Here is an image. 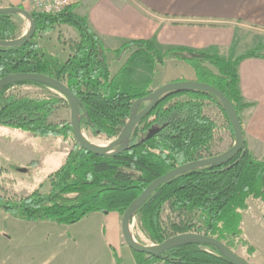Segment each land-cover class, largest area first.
I'll use <instances>...</instances> for the list:
<instances>
[{"label":"trees","instance_id":"16d2710c","mask_svg":"<svg viewBox=\"0 0 264 264\" xmlns=\"http://www.w3.org/2000/svg\"><path fill=\"white\" fill-rule=\"evenodd\" d=\"M79 6V2L72 4L54 15L30 11L35 34L23 46L0 47V79L23 73L43 75L65 84L78 100L80 129L88 130L93 136L111 138L125 127L132 104L153 92L156 67H162L168 55L176 53V58L193 70L197 82L223 93L241 123V112L249 105L242 99L238 65L245 59L261 57L264 44L236 58L231 52L228 59H223L215 51L162 50L156 47L154 39L130 41L110 51L115 59L130 53L112 75L106 58L108 51L89 29L86 19L76 13ZM12 17L0 14V41L17 40L18 28ZM62 25L74 28L80 37L70 49L73 54L65 61L37 42L42 35ZM235 45L233 42L231 51ZM204 64L213 66L217 74ZM22 85L48 88L40 83L22 82L0 89V126L35 137L53 136L63 141L71 137L68 122H50L53 112L67 101L59 93L25 96L8 93ZM205 101L214 102L222 109L214 96L197 91L163 96L135 127L121 153L100 157L75 143L63 164L32 193L14 200L0 196V210L19 221L63 226L75 225L93 213L123 215L153 181L210 154L217 126L203 114ZM147 105L140 104L136 114ZM46 186L47 190L43 191ZM249 199L264 204V163L253 157L245 143L241 153L228 163L171 178L133 216L155 245L194 232L216 238L232 249L241 242L242 212L247 209ZM165 205L172 213L183 216L184 221L164 228L160 216ZM111 250L115 264H120ZM133 254L135 264H233L221 250L196 243L173 247L157 257Z\"/></svg>","mask_w":264,"mask_h":264},{"label":"rangeland","instance_id":"374dc122","mask_svg":"<svg viewBox=\"0 0 264 264\" xmlns=\"http://www.w3.org/2000/svg\"><path fill=\"white\" fill-rule=\"evenodd\" d=\"M95 1L72 0V4L79 2L84 8H87ZM19 7L31 11L27 0L0 2V8ZM11 15H13L12 20L18 28L16 39L20 40L26 37L30 30L28 20L21 15ZM252 35L253 32H250L249 36L243 38V44H239L237 54L243 52L245 54L248 47L256 42L255 38L252 40ZM79 40V34L74 28L62 25L56 26L52 31L42 35L37 42L49 53L65 61L73 54L70 49ZM110 51L106 54L107 63L111 74L115 75L130 53L120 59H115L114 54ZM176 57V53L170 54L162 67H156L151 87L153 91L170 82L186 81L184 79L186 77L185 70L193 71ZM204 66L217 74V70L213 66L209 64H204ZM10 92L20 96L39 95L45 92L58 94L51 89L36 85L15 86L8 93ZM204 104L203 114L214 121L217 126L212 150L205 157L209 158L229 151L235 144V138L230 123L220 106L211 101H205ZM69 120L68 102L59 106L50 117V122L54 124L69 123ZM0 133H2L0 134V196L7 199H19L36 190L41 183L46 182L51 173L63 164L67 154L75 146L72 135L63 141L60 137H35L27 132L1 126ZM5 133H8L9 136L3 135ZM81 133L89 143L93 141L103 143L102 146H99L102 148L108 147L117 137L93 136L85 129H81ZM47 139L52 140L47 143ZM255 152L257 153L255 155L251 153L253 157L264 163V148L258 147ZM62 156L65 158L62 159ZM46 190L47 186L43 191ZM117 215L118 227L116 230L120 247L113 250L118 256L120 264H135L134 254L125 245L121 235L122 214ZM160 219L164 228L168 229L170 225L178 224L185 218L172 213L165 205ZM85 229L89 230L85 231ZM241 229L243 232L241 242H237V245L229 250L247 264H264V204L260 200L249 199L247 201V209L242 212ZM100 231L103 235L104 224L101 222V216L98 215L87 216L75 225L63 226L50 222L19 221L0 210V264H110V260L112 264H115L114 253L104 246ZM129 235L135 243L141 246H155L141 231L138 220L134 216L129 223ZM106 253H108V260L105 259Z\"/></svg>","mask_w":264,"mask_h":264},{"label":"crops","instance_id":"0c3cea01","mask_svg":"<svg viewBox=\"0 0 264 264\" xmlns=\"http://www.w3.org/2000/svg\"><path fill=\"white\" fill-rule=\"evenodd\" d=\"M76 13L86 19L108 51L130 41L154 39L162 50L215 51L228 59L231 52L234 57L244 53L237 54V49L250 32L252 40L256 39L250 50L264 43V0H96L87 8L80 4ZM260 55L238 65L242 99L249 105L241 114V126L244 141L254 155L255 149L264 148V51ZM185 74L186 81L196 80L193 71L186 69ZM92 215L101 216L104 232L100 234L106 249L120 247L118 215Z\"/></svg>","mask_w":264,"mask_h":264},{"label":"water","instance_id":"95a60500","mask_svg":"<svg viewBox=\"0 0 264 264\" xmlns=\"http://www.w3.org/2000/svg\"><path fill=\"white\" fill-rule=\"evenodd\" d=\"M0 14H17L24 16L28 22L30 23V30L26 37L16 40L14 42H6L0 41V47H14V46H23L31 41L35 34L36 25L34 20L32 19L30 12L20 9V8H0ZM22 82H32V83H40L46 85L49 89L59 93L63 96L69 106L70 110V120L69 124L71 127L72 137L75 143L82 150L91 153L93 155H97L100 157L113 156L121 153L126 149V141L128 137L132 134L135 127L140 123L145 117L149 115V113L156 107L160 98L163 96L173 93V92H181V91H197L205 94H209L214 96L218 102L220 103L223 112L225 113L235 138L234 146L224 154L213 156L209 158H204L201 160H197L182 166H179L160 178L153 181L125 210L121 217V235L124 240L125 245L133 252L138 254H145L147 256L157 257L163 254L165 251L187 243H196L200 245H209L216 249L221 250L226 258L232 262L233 264H247L242 259H240L237 255L231 252L223 242L217 240L216 238H212L203 234L197 233H186L180 234L172 237L171 239L153 247L141 246L134 242V240L129 235V223L134 214V212L139 208L141 204H143L160 186L165 184L171 178L179 176L183 173L202 169L211 165H219L223 163H228L235 159L243 150L245 141L243 137L242 126L239 121V117L232 105V103L223 95L222 92L217 90L216 88L209 86L204 83H199L197 81H175L170 82L157 90H154L150 95L146 98L139 99L135 101L130 108V117L125 125V127L121 130L116 139L105 148H101L98 146L91 145L87 142L81 133V129L79 126V115H78V100L73 95V93L68 89V87L49 77L43 75L36 74H13L6 76L0 79V89L5 86L13 85L16 83ZM148 103L146 108L141 111L139 114H136L137 107L142 103Z\"/></svg>","mask_w":264,"mask_h":264},{"label":"built area","instance_id":"2783aa9c","mask_svg":"<svg viewBox=\"0 0 264 264\" xmlns=\"http://www.w3.org/2000/svg\"><path fill=\"white\" fill-rule=\"evenodd\" d=\"M31 11L40 14L54 15L72 5V0H27Z\"/></svg>","mask_w":264,"mask_h":264},{"label":"bare ground","instance_id":"6f19581e","mask_svg":"<svg viewBox=\"0 0 264 264\" xmlns=\"http://www.w3.org/2000/svg\"><path fill=\"white\" fill-rule=\"evenodd\" d=\"M82 137H83V135H82ZM84 139H85V137H83ZM91 145H94V146H102L103 145V143H98V142H96V141H93V142H91L90 143ZM102 148V147H101ZM105 148V147H104Z\"/></svg>","mask_w":264,"mask_h":264}]
</instances>
